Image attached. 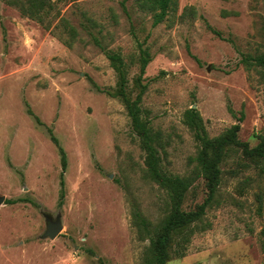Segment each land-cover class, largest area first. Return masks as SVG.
I'll use <instances>...</instances> for the list:
<instances>
[{"label": "rangeland", "instance_id": "1", "mask_svg": "<svg viewBox=\"0 0 264 264\" xmlns=\"http://www.w3.org/2000/svg\"><path fill=\"white\" fill-rule=\"evenodd\" d=\"M9 1L0 0V264H141L149 243L133 214L158 223L167 197L146 177L122 100L108 94L118 78L103 47L131 65L133 99L141 51H149L141 107L167 141L165 169L186 175L198 151L184 124L189 109L211 138L240 123L239 138L253 148L264 134V75L242 62L264 50V0H179L157 27L135 0H52L60 16L50 31ZM62 18L77 29L72 47ZM49 129L67 154L64 200ZM222 170L210 229L192 238L185 257L175 245L168 264H264V163L232 151ZM207 196L200 181L184 208ZM48 219L63 226L55 240L44 238Z\"/></svg>", "mask_w": 264, "mask_h": 264}, {"label": "trees", "instance_id": "2", "mask_svg": "<svg viewBox=\"0 0 264 264\" xmlns=\"http://www.w3.org/2000/svg\"><path fill=\"white\" fill-rule=\"evenodd\" d=\"M135 2L141 10L151 13L153 27H157L177 11L179 0H135ZM9 4L18 9L23 17L36 21L48 31L52 29L53 20L60 16L59 11H56V3L52 0H10ZM123 7L129 14L125 2ZM61 23L72 39V41H65V44L72 47L73 41L78 37L77 29L63 18ZM208 28L216 36L223 38L221 32L209 25ZM95 40L97 44H100L97 39ZM140 48L143 47L140 46ZM103 51L118 78L116 89L108 94L122 100L131 119L133 130L140 140L141 149L145 153L146 177L158 185L167 197L166 213L158 223L152 222L138 210H135L133 214V225L138 231V237L140 240L149 243L141 264H168L172 260V250L175 245L178 246V256L185 257L192 238L210 229L206 215L208 210L217 202L223 182L222 164L229 154L232 151H238L243 154L245 159L257 166L264 163V134L260 135L259 144L253 148L249 143L239 138L240 123L233 125L222 135L211 138L199 111L189 109L185 113L184 124L194 135L198 144L197 154L190 159L193 168L186 175L168 172L164 167L167 141L162 131L152 127L141 107L146 92V86L142 85L143 75L151 62L149 51L147 49L141 51V72L136 80L140 92L134 99L129 80L131 65L120 52L104 47ZM242 62L248 70L256 68L261 70L264 75V50L255 55H245ZM229 111L235 116L232 108H229ZM29 115L33 116L39 125H43L33 111L30 110ZM242 120L240 118L239 122ZM49 134L61 155L60 186L61 197L64 200L66 195L65 173L68 168L67 154L51 129H49ZM200 181L204 182L208 196L202 204L197 205L192 210H186L184 204L187 195ZM10 203H15V201H10Z\"/></svg>", "mask_w": 264, "mask_h": 264}, {"label": "water", "instance_id": "3", "mask_svg": "<svg viewBox=\"0 0 264 264\" xmlns=\"http://www.w3.org/2000/svg\"><path fill=\"white\" fill-rule=\"evenodd\" d=\"M4 200H5L4 197L0 198V204H2ZM62 230H63V226L60 223V221L54 222L48 219L47 231L44 235V238H50L52 240H55L60 236Z\"/></svg>", "mask_w": 264, "mask_h": 264}]
</instances>
